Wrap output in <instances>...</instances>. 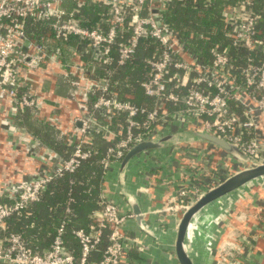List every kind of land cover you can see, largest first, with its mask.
<instances>
[{
	"label": "built area",
	"instance_id": "1",
	"mask_svg": "<svg viewBox=\"0 0 264 264\" xmlns=\"http://www.w3.org/2000/svg\"><path fill=\"white\" fill-rule=\"evenodd\" d=\"M65 1L0 0V102L11 105L2 107L5 127L10 133L17 128L15 111L30 109L33 116L38 114L39 99L32 92L33 78L29 73L39 68L46 57L66 68L70 98L82 103L79 114L71 118L69 145L73 149L68 157H62L26 133L19 138L28 154L45 167L29 179L1 184L0 230L4 229L7 217L37 200L48 182L74 170L91 155L86 145L92 142L94 132L108 138L117 136L101 159L104 174L112 161L122 159L134 145L153 140L156 125L167 123L174 112L197 121L202 132L237 146L255 161L254 165L264 162V6L256 7L255 0H234L225 7L222 18L228 43L213 44L209 49L211 59L205 61L187 50L165 26L163 10L169 0H73L70 10L62 6ZM193 1L212 3V0ZM86 3H99L105 9L93 26L82 25L77 16ZM29 20L47 24L53 40L67 41L73 37L84 43V52L89 53L90 60L66 65L60 60L58 46L47 54L42 40L29 36ZM126 27L129 34L123 38ZM144 37L157 45L154 55L144 59L147 71L139 82L144 95L153 99L150 108L119 97L112 88L111 68L96 76L98 64L114 60L115 64L124 65L131 60ZM240 53L243 62H239ZM171 84L176 90L171 89ZM167 103L177 106L174 112L166 110ZM200 194L191 183L181 188L178 196L183 200L182 210ZM100 204L101 208L91 212L88 228L73 230L79 243L78 255L63 241L66 224L63 220L56 227L50 245L41 251L30 248L17 232L0 235V264H127V237L122 225L132 214L121 213L114 203L101 196ZM66 212L70 213L69 208ZM195 217L190 224L196 227L190 233L187 229L188 240L198 228ZM218 221L219 218H214V223ZM104 230L107 244L100 249ZM210 238L208 234L205 242L208 251ZM98 250L99 259L92 260V253Z\"/></svg>",
	"mask_w": 264,
	"mask_h": 264
},
{
	"label": "crops",
	"instance_id": "2",
	"mask_svg": "<svg viewBox=\"0 0 264 264\" xmlns=\"http://www.w3.org/2000/svg\"><path fill=\"white\" fill-rule=\"evenodd\" d=\"M62 6L70 10L74 1L66 0ZM35 23L29 20L27 31L31 38L42 40L47 54L58 46L60 60L66 65L90 60L89 53L84 52V43L73 37L67 41L53 40L44 22V30L36 35L31 29ZM65 70L46 57L39 68L29 73L33 78L32 92L39 99V112L28 117L15 111L23 126L15 119L17 128L12 133L3 124L2 112V107L11 108V105L0 102V186L7 180L29 179L45 167L28 154L26 145L19 140L24 133L35 137L32 132L41 135L53 128L69 145L71 118L79 114L82 103L70 98ZM203 133L197 121L182 112H174L167 123L156 125L152 141L167 140L158 147L137 153L126 163H122L123 158L112 161L103 175L100 196L114 203L121 213L132 214L122 225L127 237V264H179L174 243L183 200L178 191L191 183L203 193L204 188L220 182L213 185L214 178L227 177L252 166L251 160L245 166L228 151L202 138ZM241 187V192L233 196L232 204L222 197L196 214L194 221L204 229L198 227L192 239L185 240L188 253L191 255L194 243L199 249L202 243L205 245L208 234L211 250L205 248L203 256L195 251V264H264V177ZM132 203L141 210V224L132 213ZM214 218H219L218 223H214ZM189 227L196 226L191 223Z\"/></svg>",
	"mask_w": 264,
	"mask_h": 264
},
{
	"label": "trees",
	"instance_id": "3",
	"mask_svg": "<svg viewBox=\"0 0 264 264\" xmlns=\"http://www.w3.org/2000/svg\"><path fill=\"white\" fill-rule=\"evenodd\" d=\"M233 1L212 0L211 4L204 5L203 2L195 4L193 0H169L163 10V21L187 50L196 54L201 60H210L209 49L213 44L218 43L224 46L228 43L222 11ZM255 5L259 8L264 6V0H255ZM103 10L104 7L99 3H86L81 7L77 16L82 25L93 26ZM35 24L31 29L39 35L44 30V24L41 22ZM128 34L129 28L125 29L123 38H126ZM156 48L157 45L152 39L144 37L139 41L131 60L124 65H117L114 60L109 64H98L96 76L104 75L105 69L111 68L113 70L110 75L112 88L119 97L136 105H145L150 108L153 99L144 95L139 82L145 77L147 71L144 59L153 56ZM232 52L234 53L233 50ZM238 59L239 62H243L241 53L238 54ZM170 87L176 90L172 84ZM176 108L177 106L166 104L167 111L171 112ZM19 114L30 117L31 111L24 109L19 111ZM14 118L23 126L16 114ZM110 128L113 129L114 125ZM32 134L41 144H45L62 157L66 158L72 152L73 146L66 145L56 129H47L41 135L35 132ZM115 140L117 136L108 138L100 132H94L92 142L86 145L91 150V155L74 170L64 172L48 182L38 199L31 202L25 210L7 217L4 229L0 230V235L17 232L30 248L41 251L50 245L56 227L65 220L63 241L78 255L79 243L73 230L88 228L91 223V212L101 208L100 192L104 174L101 159ZM66 208H69L70 213L66 212ZM106 235L107 230H104L100 249L107 244ZM100 254L99 250L92 253L91 259H99Z\"/></svg>",
	"mask_w": 264,
	"mask_h": 264
},
{
	"label": "water",
	"instance_id": "4",
	"mask_svg": "<svg viewBox=\"0 0 264 264\" xmlns=\"http://www.w3.org/2000/svg\"><path fill=\"white\" fill-rule=\"evenodd\" d=\"M200 136L233 155H243L244 153L237 146L218 136L207 133L200 134ZM167 139L168 138H162L156 142L148 140L134 145L126 152L122 159V163H126L130 158L143 150L160 146V144ZM260 177H264V162L241 169L229 175L213 187L200 194L199 197L183 211L177 224L176 238L174 243V252L179 264H195L188 253L185 240L188 226L196 214L211 202L228 195L232 191ZM131 209L136 220L141 224L143 216L141 215L140 208L136 203H132Z\"/></svg>",
	"mask_w": 264,
	"mask_h": 264
},
{
	"label": "rangeland",
	"instance_id": "5",
	"mask_svg": "<svg viewBox=\"0 0 264 264\" xmlns=\"http://www.w3.org/2000/svg\"><path fill=\"white\" fill-rule=\"evenodd\" d=\"M232 156H235L236 158H237V160L238 161H240V162H242V164L243 165H245V166H247L246 164H245V162L249 159V160H251L252 162H255L252 158H250V157H248L246 154H244L243 153V155H240V154H237V155H233V154H231ZM255 163H253V164H250V165H254ZM230 173V172H229ZM233 174V173H232ZM229 176V175H228ZM227 176V177H228ZM224 177V176H223ZM220 179H222L223 180V178H221V176H220V178H214V180L212 181V184L214 185V184H216L217 182H219V181H221ZM212 184H209V185H212ZM211 188V187H210ZM242 187H240V188H238V189H236V190H234V191H232L231 193H229L228 195H225L224 196V198H228L227 199V201H228V203L229 204H232L233 203V196H236L237 194H239V192H241V189ZM209 188H204V192L206 191V190H208ZM241 189V190H240ZM193 201V200H192ZM216 201V200H215ZM215 201H213V202H215ZM213 202H211V203H213ZM210 203V204H211ZM210 204H208V205H210ZM207 205V206H208ZM208 207H206V209H207ZM204 210H205V207H204ZM200 221H201V219H200ZM204 225H206V224H203V226ZM198 227L199 228H201V229H204V228H202V226H199V224H198ZM213 230H214V228H213ZM196 242V241H195ZM194 249L192 250V253L190 252V256H192L191 258H192V260H193V262L195 263V262H197V260H195L194 259V253H195V251H196V253H198L197 255H201V256H203L205 253H206V249H205V245L202 243L201 244V248L199 249L197 246H196V243H194ZM197 249V250H196ZM199 255V256H200Z\"/></svg>",
	"mask_w": 264,
	"mask_h": 264
},
{
	"label": "bare ground",
	"instance_id": "6",
	"mask_svg": "<svg viewBox=\"0 0 264 264\" xmlns=\"http://www.w3.org/2000/svg\"><path fill=\"white\" fill-rule=\"evenodd\" d=\"M192 227H188V230H189V233H190V229H191Z\"/></svg>",
	"mask_w": 264,
	"mask_h": 264
}]
</instances>
